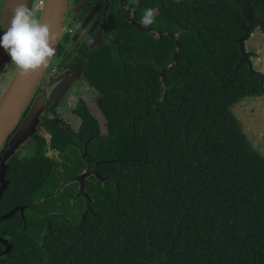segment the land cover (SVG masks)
<instances>
[{"label":"trees","instance_id":"obj_1","mask_svg":"<svg viewBox=\"0 0 264 264\" xmlns=\"http://www.w3.org/2000/svg\"><path fill=\"white\" fill-rule=\"evenodd\" d=\"M212 1L159 0L158 39L112 25L87 68L104 125L81 100L75 140L45 122L52 137L13 163L1 204L25 212L0 221V264H264V154L231 109L264 74L242 60L241 9Z\"/></svg>","mask_w":264,"mask_h":264},{"label":"flooded vegetation","instance_id":"obj_2","mask_svg":"<svg viewBox=\"0 0 264 264\" xmlns=\"http://www.w3.org/2000/svg\"><path fill=\"white\" fill-rule=\"evenodd\" d=\"M38 1L39 3L41 2V0H22V2L26 3L32 9L33 14L38 15L39 19L43 6L38 4ZM158 2L159 0H68V9L63 22V35L59 38L55 46V63L44 70L42 78L36 87V91L44 92L47 98L46 110L42 115L37 132L31 136L28 143L20 145L17 148L16 154L8 161L9 168L5 178L9 182L0 197V215L8 213L16 206H25L23 204L14 205L12 208H4L1 203L7 191L10 202L13 201L14 187L9 188L10 182L12 181L11 169L13 163L15 161H22L24 158L32 155L35 150L37 137H44L47 140L52 137V133L45 128L44 123L50 121L57 122L62 128L69 131V134L73 135V139L75 140L80 122L79 113L76 111L78 103L84 100L94 116H98L97 112L100 114V111L93 102V91L91 89L87 68L92 63V55H99L105 51L109 41L114 39L111 31L112 25L123 26L124 33H128V26L133 25L136 28V35L138 37L151 34L154 39H158L164 34L159 31L155 24L146 27L140 23L143 12L147 8L154 10L155 17L158 15ZM16 3L17 0H0V42L10 22L9 11L15 7ZM166 33L170 35V33L174 32L168 31ZM91 44L94 46L90 51H87ZM17 69L18 67L11 62L9 55H0V76L4 82H7L9 79L6 89ZM59 87L60 89H65L64 93L62 97L60 95L59 100L53 99L55 90ZM6 89H3L2 94H4ZM0 90H2L1 83ZM72 90H74L73 92L76 95V104L70 108L64 105L63 100H65L64 97L68 92ZM51 106V111H48L47 109ZM70 116L71 118H69ZM5 145L6 142L3 144V148L0 149V156ZM46 147L48 148V144ZM59 152L58 149L54 150L50 147L46 150V154L51 157L54 155L59 157ZM83 154L85 156L87 155L85 152ZM85 171L92 172L89 170ZM76 177L80 183V188L81 181L78 179L79 175H76ZM82 193L84 196L86 195V193ZM17 212L22 216L20 208L15 213ZM22 217L24 218V216ZM5 232L4 229H0V236H3L12 244L9 238L5 236ZM0 243L3 245L0 249L1 256L4 254L3 251L6 245L3 242Z\"/></svg>","mask_w":264,"mask_h":264},{"label":"water","instance_id":"obj_3","mask_svg":"<svg viewBox=\"0 0 264 264\" xmlns=\"http://www.w3.org/2000/svg\"><path fill=\"white\" fill-rule=\"evenodd\" d=\"M218 1L220 0H214L211 4ZM231 1L241 9L247 21V24L243 25V33L237 39L242 54V60L249 63L250 69H252L254 73L262 74L260 71L254 69L250 54L245 47V40L248 35L252 33V30L257 26L264 27V23L255 12L256 3L250 2L249 0ZM67 9L68 0H44V5L41 8V14L38 20L49 24L52 32L57 35L54 47L59 38L63 35V22ZM170 35L174 36L175 34L170 33ZM93 46L94 45L91 44L87 51H90ZM176 47L177 49L180 48V41L178 39H176ZM0 55H8L7 51L2 47V40L0 42ZM178 55V52L174 53L173 62L177 61ZM44 70L45 69H41L30 75H24L20 69H17L0 99V149L3 148V144L6 142L0 156V197L9 182V180L5 178L9 168V159L13 158L20 145L28 143L31 136L37 132L42 120V115L46 110L47 98L44 92L36 91V87L42 78ZM161 74L163 75V72H161ZM64 90L63 88L60 89V87L57 88L53 99L59 100L58 98H60V95L62 97ZM26 106L28 107L25 110ZM51 109L52 106L47 110L51 111ZM85 149V153H87V145ZM90 174L91 172H85L79 176L78 179L81 181V192L84 191L85 179ZM19 208L22 216H24L25 206H16L8 213L0 215V221L11 217ZM0 242L6 245L3 253L10 252L12 244L3 236H0Z\"/></svg>","mask_w":264,"mask_h":264},{"label":"clouds","instance_id":"obj_4","mask_svg":"<svg viewBox=\"0 0 264 264\" xmlns=\"http://www.w3.org/2000/svg\"><path fill=\"white\" fill-rule=\"evenodd\" d=\"M41 1L40 3L38 1V4L43 6L44 0ZM9 15L10 22L2 36V47L7 51L11 62L24 75L48 69L55 63L54 45L57 40V35L52 32L51 26L34 18L32 9L22 0H17L15 7L10 9ZM140 23L146 27L155 23V12L152 8L144 10ZM85 172L88 171L83 173Z\"/></svg>","mask_w":264,"mask_h":264},{"label":"rangeland","instance_id":"obj_5","mask_svg":"<svg viewBox=\"0 0 264 264\" xmlns=\"http://www.w3.org/2000/svg\"><path fill=\"white\" fill-rule=\"evenodd\" d=\"M34 18L38 19V15H35V13ZM245 47L249 53H252L250 58L255 70L264 74V31H262L260 27H255L250 37L246 39ZM8 81L9 79L7 82ZM7 82H4L0 76V83L2 87V90H0V99L3 96V89H6ZM73 91L74 90L68 92V94L64 97L65 100H63L64 105L69 106L70 108L76 104V95ZM231 109L238 120L242 123L243 130L251 143L262 154H264V94L245 97L232 105ZM97 115L98 116L96 117L103 126L104 123H102L103 120L101 119V114H98L97 112ZM69 118H71V116ZM71 136L74 138L73 135ZM63 186L64 184L62 183L61 188Z\"/></svg>","mask_w":264,"mask_h":264},{"label":"built area","instance_id":"obj_6","mask_svg":"<svg viewBox=\"0 0 264 264\" xmlns=\"http://www.w3.org/2000/svg\"><path fill=\"white\" fill-rule=\"evenodd\" d=\"M42 2V1H41Z\"/></svg>","mask_w":264,"mask_h":264}]
</instances>
